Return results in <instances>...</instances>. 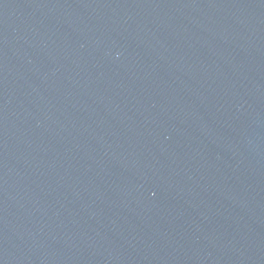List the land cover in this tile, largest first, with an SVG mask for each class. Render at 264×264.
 I'll return each instance as SVG.
<instances>
[{"label": "water", "instance_id": "95a60500", "mask_svg": "<svg viewBox=\"0 0 264 264\" xmlns=\"http://www.w3.org/2000/svg\"><path fill=\"white\" fill-rule=\"evenodd\" d=\"M0 264H264V0H0Z\"/></svg>", "mask_w": 264, "mask_h": 264}]
</instances>
